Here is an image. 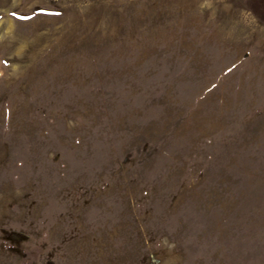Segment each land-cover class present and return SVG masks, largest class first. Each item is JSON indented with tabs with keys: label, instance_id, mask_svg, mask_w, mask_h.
Wrapping results in <instances>:
<instances>
[{
	"label": "rangeland",
	"instance_id": "374dc122",
	"mask_svg": "<svg viewBox=\"0 0 264 264\" xmlns=\"http://www.w3.org/2000/svg\"><path fill=\"white\" fill-rule=\"evenodd\" d=\"M0 264H264V0H0Z\"/></svg>",
	"mask_w": 264,
	"mask_h": 264
}]
</instances>
